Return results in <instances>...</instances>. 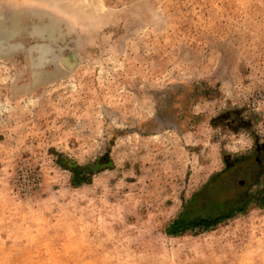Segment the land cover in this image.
Here are the masks:
<instances>
[{"label": "rangeland", "instance_id": "obj_1", "mask_svg": "<svg viewBox=\"0 0 264 264\" xmlns=\"http://www.w3.org/2000/svg\"><path fill=\"white\" fill-rule=\"evenodd\" d=\"M260 149L264 0H0V264H264Z\"/></svg>", "mask_w": 264, "mask_h": 264}, {"label": "trees", "instance_id": "obj_2", "mask_svg": "<svg viewBox=\"0 0 264 264\" xmlns=\"http://www.w3.org/2000/svg\"><path fill=\"white\" fill-rule=\"evenodd\" d=\"M87 168H79L78 172H83ZM212 181L209 182V186L211 185ZM206 189V188H204ZM204 191V190H203ZM247 202L242 201L239 203L237 206H226V204L223 205H212L209 207L205 208V211L197 212L192 215H180L177 220L173 223V228L175 229H182V230H187L189 226H196V227H201L205 229H209L210 227L218 224L224 219H228L231 217V215L235 212H239L243 210V208L246 206ZM219 215V214H224L222 217H210V215ZM169 235L176 236V232H168Z\"/></svg>", "mask_w": 264, "mask_h": 264}, {"label": "flooded vegetation", "instance_id": "obj_3", "mask_svg": "<svg viewBox=\"0 0 264 264\" xmlns=\"http://www.w3.org/2000/svg\"><path fill=\"white\" fill-rule=\"evenodd\" d=\"M262 154H264V149H260V150H258V152H257V154L255 155V157H254V163L255 164H259V163H261L262 162V159H261V155ZM244 186V183H240V187H243ZM207 191V189H205L204 190V193ZM247 194V193H246ZM243 200L242 201H246L247 203L249 202V201H251V195L249 196L248 194L245 196V197H243L242 198ZM238 203H240V202H236V203H234V204H230V203H224V204H226V206H233V205H238ZM212 205H214V204H209V206H212ZM222 217V216H224V214H219V215H210V217Z\"/></svg>", "mask_w": 264, "mask_h": 264}, {"label": "bare ground", "instance_id": "obj_4", "mask_svg": "<svg viewBox=\"0 0 264 264\" xmlns=\"http://www.w3.org/2000/svg\"><path fill=\"white\" fill-rule=\"evenodd\" d=\"M68 62V61H67ZM70 65V64H69Z\"/></svg>", "mask_w": 264, "mask_h": 264}]
</instances>
